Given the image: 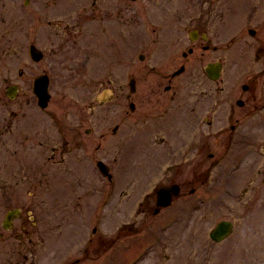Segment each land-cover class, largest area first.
<instances>
[{
	"label": "rangeland",
	"instance_id": "1",
	"mask_svg": "<svg viewBox=\"0 0 264 264\" xmlns=\"http://www.w3.org/2000/svg\"><path fill=\"white\" fill-rule=\"evenodd\" d=\"M154 1L168 5L180 3L179 7L185 10L188 0L132 2L137 5V34L135 37L122 35V61L116 65L113 48H109L108 43L106 50L99 53L104 62L99 57L92 58L85 72L80 69V73H75L69 67L75 52L68 56L57 52L60 42L65 46L62 50L67 46L62 41V29L59 32L55 23L62 14L45 18L37 11L34 13L37 8H49L41 0H33L27 6L23 0H0V231L4 233L0 236V264H21V240L17 232L21 218L15 220L14 236L2 227L7 210L14 207L23 208L22 216L34 223V232L22 240L26 244V264H67L62 259H54L52 249L55 246L70 250L69 259L81 256L83 249L88 248L87 256L95 257L81 264H127L149 239L153 244L136 264H264L263 122L258 123L261 129L257 132H251L255 123L249 124V133L245 136L248 142L218 144L215 149L210 144L202 149L198 166L191 164V151L183 149L186 152L178 158L186 159L179 175L187 179L185 197L158 212L153 209L156 201H144L157 183L165 180L162 177L165 170L162 166L150 168L142 183L134 178V172L131 175L133 140L127 130L130 119L126 113L130 108L128 101L118 95V84L126 82L129 91L125 60L130 55L136 56L137 68L149 67V62L140 61L138 55L140 52L151 54V48L145 46L152 28L150 18L153 19L155 14L163 17L168 12V9H153ZM59 2L54 3L53 10L72 7L71 0ZM188 11L191 9L185 10ZM123 12L129 17V10L123 8ZM99 20L90 21L100 24ZM67 22L68 19H63L61 23L65 26ZM100 37L90 39L105 40L103 33ZM31 42L43 49L45 54L41 61L30 57ZM242 44L233 43L232 49L239 56L243 48L238 46ZM177 49L187 50V46ZM238 55L227 57V75L232 81L242 82L248 74L242 75L235 69L245 63ZM74 57L80 60L84 55L81 52ZM100 65L103 72L96 70ZM42 73L51 76V99L45 109L37 105L33 92L34 79ZM153 77L149 72L139 79L146 82L152 81ZM97 78L104 80L102 88L92 85L91 81ZM192 78L208 81L202 73H196L195 68L182 80L191 81ZM16 83L20 91L15 99H10L5 89ZM80 121H85L80 135L92 145L105 130L101 155L113 172V180H109L94 163L97 174L90 170V176L102 184L97 194L92 199L86 195L82 204L78 195L84 187L77 186L76 180L82 171L88 170L84 163L88 155H74L58 165H53L59 163L57 159H50L53 146L61 145L70 134L71 123L75 127ZM117 124L119 129L113 133ZM86 127L93 128L91 134L85 133ZM117 140L121 141L120 148ZM230 146L235 148L230 151ZM210 151L215 153L214 157H210ZM219 157L222 160L218 164L216 159ZM44 177L46 184H41ZM88 178L91 179L89 175ZM87 183L90 185V180ZM120 189H124L121 194ZM85 202H89L88 205ZM147 203L153 206L146 211L144 205ZM222 219L232 220L235 229L224 241L215 242L210 237V230ZM94 226L96 232L92 230ZM98 237L102 238L99 256L91 248Z\"/></svg>",
	"mask_w": 264,
	"mask_h": 264
},
{
	"label": "flooded vegetation",
	"instance_id": "2",
	"mask_svg": "<svg viewBox=\"0 0 264 264\" xmlns=\"http://www.w3.org/2000/svg\"><path fill=\"white\" fill-rule=\"evenodd\" d=\"M31 1L33 0H23L26 6L31 5ZM58 1L62 0H41L44 6L49 8H37L34 13L37 11L38 15L45 18L48 15L57 17L56 15L62 14L63 17L55 23L59 32L62 29V41H65L67 46L62 50L65 46L60 42L57 52L67 56L75 52L69 60L70 70L80 73L79 70L84 69L85 72L92 58L99 57L104 62L105 59L99 53L106 50L108 43L109 48H113L116 65L122 61V35L135 37L137 34V5L132 3L136 0H71L72 10L69 12L70 7L53 10L54 3ZM152 5L153 9L163 8L168 9V12L163 13V17H157L155 14L153 19L150 18L152 28L150 35L146 37L145 46L151 48V54L140 52L138 55L140 61L149 62V67L137 68L136 56L130 55L125 61L127 76L134 79L132 88L128 85L127 91L126 82L119 83L118 95L122 100L128 101L130 108V112L126 113L130 119L127 130L133 140L131 175L134 172V178L138 183H142L150 168L154 170L162 166L165 170L162 175L165 180L158 182L144 201H156V207L149 205L150 201L144 206L147 207L146 211L153 206L154 212H158L165 208V205L159 204L160 188H176V193L171 191V205L176 199L185 197L184 187L187 179L185 176L180 178L179 175L186 159L178 158L179 154L186 152L183 149L191 151V164L198 166L201 164V150L206 149L208 145L211 144L210 147L215 149L218 144L227 146L235 141L248 142L245 136L249 133V124L255 123L251 132L260 131L259 122L264 125V0H188L185 10L191 11L187 13L179 7L182 5L180 3L168 5L154 1ZM123 8L130 11L129 17H126ZM50 17L48 20L51 22ZM63 19H68L65 26L61 23ZM90 20H99L100 24H92ZM231 28L236 30L232 31ZM102 33L105 40L97 42L90 39H101ZM233 43H243L238 46L243 48L240 50L241 56L232 49ZM184 46H187V50L178 51L177 48ZM81 52L84 57L75 60L74 56ZM232 55L245 59L244 64L235 66L237 71L240 70V74H248L242 82L232 81V77L227 75L226 61L227 57ZM193 68L196 73H202L208 81L195 78L183 81L182 78L192 73ZM96 70L103 72L101 65ZM149 72L154 75L152 81L141 82L139 78ZM91 83L95 88L104 86V80L98 78ZM84 122H77L75 127L71 123L70 134L65 136L66 139L61 145L53 146L50 156V159H57L59 162L53 165H58L71 156L88 155L84 161L88 170L82 171L76 180L77 186L84 187L78 195L81 201L86 195L92 199L102 184L96 182L94 176H90V170L97 174L93 168L94 163H107L101 155L104 151L105 130L100 132L92 145L80 135ZM117 126L119 127V124ZM92 130L93 128L86 127L85 133L89 135ZM63 132L65 133V130ZM116 142L120 148L121 141ZM234 148L230 146L229 150ZM209 153L210 157H214V152ZM222 158L225 159V155H222ZM222 158H217L216 163L219 164ZM109 170L111 172L110 166ZM111 174L109 180H113V172ZM43 179L41 184H46L45 177ZM89 180L90 185L87 183ZM123 190L120 189V194ZM85 203L88 205L89 202ZM19 208L21 224L17 232L21 240V264H26V244L22 240L25 235L34 232V223L30 218L23 217V208ZM14 225L5 230L11 231L13 236L16 234ZM92 230L96 232L97 227L94 226ZM3 235V231H0V236ZM101 242L102 238L98 237L91 246L92 252L97 251V256L100 255L98 249ZM88 252L89 249L84 248L81 256L69 259L71 251L67 248L55 246L52 249L54 259H62L67 264H81L86 259L95 257H88Z\"/></svg>",
	"mask_w": 264,
	"mask_h": 264
},
{
	"label": "water",
	"instance_id": "3",
	"mask_svg": "<svg viewBox=\"0 0 264 264\" xmlns=\"http://www.w3.org/2000/svg\"><path fill=\"white\" fill-rule=\"evenodd\" d=\"M30 54L32 58L36 61L42 59L43 53L42 51L37 48L34 44L30 46ZM210 71V69L208 68ZM219 72V68H218ZM132 83V82H131ZM132 85V84H131ZM49 80L47 75H40L35 79V84H34V91L37 94L39 98V104L42 107L47 106L48 101L50 99V93H49ZM18 86L17 85H11L8 86L6 89V94L10 98H15L18 93ZM101 168L105 174L108 172V168L105 164L100 163ZM171 191L174 193L177 192L176 188L172 186L168 187H162L159 189V204L161 205H169L171 202ZM20 214V210L15 208L12 210H9L7 212L6 218L3 221V226L5 228H10L13 222V219L17 217ZM233 229V223L230 220H221L220 222L217 223V225L211 230L210 236L212 237L213 240L215 241H222L226 237H228Z\"/></svg>",
	"mask_w": 264,
	"mask_h": 264
}]
</instances>
